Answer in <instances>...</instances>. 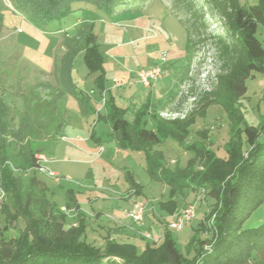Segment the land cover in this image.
I'll list each match as a JSON object with an SVG mask.
<instances>
[{
    "label": "rangeland",
    "instance_id": "374dc122",
    "mask_svg": "<svg viewBox=\"0 0 264 264\" xmlns=\"http://www.w3.org/2000/svg\"><path fill=\"white\" fill-rule=\"evenodd\" d=\"M23 1L0 0V167L11 165L24 183L29 177L38 174L52 187L59 188L61 185L66 189L74 188L79 193L82 209L88 214V220L94 211L103 210L106 215L111 216V213H115L113 210L127 205L120 194L108 189L112 184H117L121 193L126 191L127 184L122 167H127L135 171L138 181L143 184V196L146 200L154 202L161 210L159 201L171 198V186L150 179L145 169V154L141 153L142 161L139 158L124 159L120 154L112 160L114 154L109 151L113 150L117 138L108 125L97 121L94 115H86L73 94L65 93L60 100V95L70 86L71 57L66 53L73 47V40L84 22H94L99 34L100 49L105 55L108 87L114 78L121 84L127 82L122 80L124 73H131L133 76L135 85L129 88L132 89L131 93L136 92L137 99H131V95L125 96L123 101L129 110L128 115H131L135 108L141 107L144 100H139L140 97L150 92L137 82V70L156 64H161L165 73L156 91L171 87L175 79L186 78L179 88L165 97L164 105L171 109L179 107L189 111L197 97L189 95L191 87L200 92V88H212L215 82V74L221 60L214 41L209 40L197 50H191L188 47L185 28V25H189L186 21L189 15L176 10L173 0H150L146 3L148 11L143 8L142 12L137 13L127 10L106 12L93 5L78 3V9L69 16L50 24H45L32 12L20 8ZM241 1L245 4L258 3V0ZM195 2L201 5L204 0ZM143 12L146 18L145 28L135 20L136 17H141ZM78 19L83 22L77 24ZM206 19L210 23L208 32L224 34L222 20L218 14L208 10ZM137 26H140L143 36H140ZM257 35L264 43V25L259 24ZM144 36L150 40L141 41ZM132 41L136 43L131 44ZM79 44L84 45L81 42ZM73 58L70 64L73 81L89 93L95 85L97 74L90 73L87 69L84 52L77 53ZM247 86L246 95L237 103L244 114L241 126L243 129L247 125L261 127L264 123V73L255 71L247 79ZM118 88V93L123 94L125 87ZM96 92L99 94V88ZM156 97L157 95L152 98L153 101H157ZM162 107L158 109L162 110ZM64 111L67 115L60 126ZM147 119V127L153 128L152 117L147 115ZM200 130H206L208 137L202 136ZM98 137L102 138L101 142L96 141ZM163 137L164 141L159 148L164 151L165 163L171 169L178 165L185 166L188 159L195 155L196 151L189 147L192 145H205L218 157L224 158L231 141L230 120L224 107L214 104L209 107L205 116L198 117L189 128L188 137L183 144L170 135L163 134ZM260 141H264L262 128ZM101 147L108 150V154L102 158L96 157ZM249 148L251 145L245 143L244 149ZM33 151L46 156V163L43 165L51 171H56L57 177L43 173L35 168L36 165L33 166ZM121 152L139 154L138 151L130 150ZM119 177L120 180L116 183ZM55 180L61 181V184L57 185ZM41 186L40 183L22 186V183L18 182L22 204L27 203L35 215L39 214L38 198H42L43 194ZM2 194L0 188V196ZM201 194L198 195L190 187H184L174 195V199L180 208L185 204V200L193 199L192 202H196L201 198ZM49 197L59 207L66 206L64 193H50ZM213 200L211 196H207V202L200 200L196 216L191 222L182 230L172 229L177 247L186 257H194L197 254V249L190 244L194 237H208V233L201 229V221L208 210L207 203ZM4 203L6 210L0 212V235L9 240L21 232L25 221L19 216L11 193L6 192ZM14 214L17 218L12 219ZM263 221L264 204L243 222L242 227H256ZM153 222L149 221L152 227L145 232L154 237L159 235V224ZM97 233V244L100 245L103 243L104 233ZM91 234L95 233L90 231L89 235ZM89 240L92 241L91 238ZM210 246L211 244H208L207 248ZM263 262L264 245L255 249L253 259H247L243 264Z\"/></svg>",
    "mask_w": 264,
    "mask_h": 264
},
{
    "label": "trees",
    "instance_id": "16d2710c",
    "mask_svg": "<svg viewBox=\"0 0 264 264\" xmlns=\"http://www.w3.org/2000/svg\"><path fill=\"white\" fill-rule=\"evenodd\" d=\"M148 1L24 0L20 8L32 12L45 24H50L69 16L78 9V3L115 12L123 8L143 7ZM173 5L176 10L189 15L186 20L189 25H185V28L191 50H197L209 40H213L217 46L221 64L212 88L197 92L195 87H191L189 95L197 97L185 117L163 118L159 111L154 112L151 105L146 103L137 109L130 120L127 118L128 109L117 105L114 98L109 97L105 103L106 113H99L97 121L103 120L110 124L121 148L145 154V169L152 181L171 186V198L159 201V207L164 212L174 214L177 211L178 202L174 195L184 187H190L198 195L204 193L205 201L207 196L213 197L214 200L207 203L208 210L201 221V229L208 233V237H194L190 242L197 249V254L186 257L179 250L172 229L168 227L169 221L162 225L161 242L156 243L144 237L147 242L143 249L134 242H120L110 235L99 245L89 240V224L80 209L78 191L68 188L65 192L66 206L75 207L78 211L77 225L67 226L68 214L49 197L50 193L54 194L51 186L38 174L29 177L24 183L13 167L7 164L0 167V188L3 192L0 196V212L6 210V192L11 193L25 226L9 240L0 235V264H243L247 259H253L255 249L264 245V221L256 227H242L243 222L264 204V141H260L264 123L261 127L247 125L243 129L241 123L244 114L237 105L246 95L247 79L257 70L264 73V43L257 35L259 24L264 25V0H258L255 4H245L241 0H204L201 5L195 0H173ZM208 10L220 16L224 34L208 32ZM94 26V22H90L80 28L79 34L83 38L75 39L73 47L66 53L71 57L70 86L60 95L61 100L65 93L73 94L86 115L92 114L94 106L89 94L73 81L70 64L73 57L83 50L86 67L90 73L97 74L95 85L99 93H103L107 86L105 55L100 49ZM214 104L222 105L230 120L231 141L227 156L218 157L211 148L202 144L192 145L189 147L196 151L195 155L188 159L185 166L178 165L171 169L165 163L164 151L159 148L164 141L163 134L183 144L189 128L198 117L205 116ZM167 106L164 105L162 110ZM66 115L64 111L60 126ZM147 115L153 119V128L147 127ZM199 133L208 137L206 130H200ZM245 143L250 144L251 148L244 149ZM37 151L32 152V163L36 169ZM126 178L130 191L142 193L144 186L136 181L132 172H127ZM18 182L22 186L28 183L42 185L38 215L28 208L27 203L22 204ZM214 213L216 217L210 223ZM15 218L17 215H12V219ZM208 244H211L210 248H207Z\"/></svg>",
    "mask_w": 264,
    "mask_h": 264
},
{
    "label": "crops",
    "instance_id": "0c3cea01",
    "mask_svg": "<svg viewBox=\"0 0 264 264\" xmlns=\"http://www.w3.org/2000/svg\"><path fill=\"white\" fill-rule=\"evenodd\" d=\"M146 5L143 6V7H140V8H135L134 7V8L118 9V10L115 11V13H117L119 11H125V10L131 11L133 13H137V12H140V11L142 12V9L143 8H144V11L145 10L148 11V9L146 8ZM138 17L135 18L136 23L138 25L143 26L145 28L144 21L146 20V18H144V12L142 13L141 17H139V18ZM80 22H83V21L79 20L77 22V24H80ZM90 22L91 21H88L87 20L84 23L86 24V23H90ZM85 24H83V26ZM137 27L139 29L140 36H143L144 33H143V31L140 30V26H137ZM79 30H80V28H79ZM94 30H95V33L97 35L98 42H99V34L96 31L95 26H94ZM82 38L83 37L80 36L79 31H78L77 36L75 37V39L79 40V39H82ZM74 40H73V42H74ZM144 40H150V39L149 38H146V36H144V37H142L141 41H144ZM135 43L136 42H133V41L131 42V44H135ZM188 47H189V44H188ZM134 49H136V48L134 47ZM79 52H84V51L81 50ZM104 65H105V63H104ZM141 68H143V67H141ZM105 71H106V66H105ZM132 77L133 76H131V73L130 74L129 73H124V78L122 80L123 81H127V82L123 83V85H122L123 88L125 87L123 89V91H124L123 94H119L118 93L119 92V91H117L119 89L118 87L117 88H113V83H111L109 85V87L107 85L106 86V89L103 90V93L101 92L102 94L101 93L97 94V92H96L97 91V86L96 85H93V87H92V89L90 90L89 93L86 92L87 94H89V96H90V98L92 100V104L94 106L93 107V112H92L91 115H94L95 118H96V120L98 119L99 113L100 114H105L106 113V106L104 107L105 109L103 110L102 109L103 106H102V102H101L104 94H105L106 100L109 97H113L114 100H115V102L117 103V105H119V106H121L123 108H127V106H125V103L123 101V100H125L124 98H125L126 95H131L132 96L131 99H137L136 92H132L131 93L132 89L129 88V87L135 85V83H133L134 81H133V78ZM185 79L186 78H183L182 80L175 79L173 81L171 87L165 88L164 91H162V89L161 90L159 89V90L156 91V87H159L160 82H157V83L153 84V86L150 87V88H146V87H144V86H142L140 84L147 91L150 90L149 93L144 94L143 97H140L139 100H144V101H142L141 106H143L146 103H149L151 105V110H153L154 112H158L160 110L158 108L159 107L161 108L164 105L165 101H166L165 97L168 96V95H170L172 93V91L176 90V88H179L181 86L182 82ZM127 84H128V86H127ZM128 93H130V94H128ZM156 95H157V97H156L157 101H153L152 98L155 97ZM163 96H164V98L162 99ZM137 109L138 108H135V110L131 113V115H128V113H127V118H129L130 120H132L134 118V116H135V113H136ZM101 121H103V120H101ZM103 122H105V121H103ZM105 123L112 130L110 124L108 122H105ZM96 141L97 142H101L102 141V138L101 137H98V139L96 138ZM125 150H129V149L121 148L119 146V144H118V140L116 139V143H115V145L113 147V150L111 149V151H109L110 154H114L112 160L116 159L119 154H120L121 157L123 156L124 159H135V158H139L140 161L143 160L142 159V154H141L142 152L138 151L139 154H133V152H130L128 154H125L124 152H121V151H125ZM130 151H132V150H130ZM105 154H108V150H106L104 148L103 153H101L99 155L96 154V157L97 156H101V158H102V157L105 156ZM101 158H98V159H101ZM46 159L42 161L43 164L46 163ZM122 170H123V173H124L123 177H124L125 182L127 184L126 191L121 193V191H119V189H117L118 188L117 187V184H112L108 189H109V191L111 190V192H117L118 194H120V197L127 202V205L124 206V207L121 206L119 210H113L115 213H111L110 214L111 216L106 215V213H104L103 210H100V211H97V212L94 211V213L90 214L91 215V219L89 218V220H88V214L85 213V215L87 217V222L89 224L88 233L90 234V231L95 233L94 235H92V234L91 235H88L89 238H91L93 242L97 243V241L99 240L98 237H97L98 236L97 235L98 234L97 232H99V233L100 232H103L104 233V235H103L104 236L103 241L105 240V238H106L107 235H110L111 238H113L115 240H118L120 242H134L139 247H141L140 249H143L144 246H145V245L143 246V244L147 242V239L144 238V236L142 235V233L145 232V231H148V229L152 227V225H150L149 221H152V222L154 221L153 223L159 224V226H158L159 227V229H158L159 235L158 236H154L153 237L154 238L153 241L156 242V243H160L161 240H162V238H161V232H160L161 229H162V225L164 223L168 222V221H172L175 218V215L178 212H180L189 202H192L193 199L185 200V204H183L180 208L178 207L177 211L174 214H168V213H166V212H164L162 210H159L158 206H156L154 204V202L147 201L146 200V198L143 196L144 189H143L142 193H140V194L134 192L135 190L130 191L131 188H130L128 179L126 178L127 172H132L133 173V176L136 179V181L139 182V183H141V182L138 181V179L136 177L135 171L130 170L127 167H122ZM54 172H56V171H54ZM119 180H120V177L117 179L116 183ZM44 181H46V180H44ZM46 183H47V181H46ZM55 183H57V185H58V184H61V181L55 180ZM59 186H60L59 188H56V187H52L51 186V189L54 191V193L57 192L59 194L60 193H64L65 194L66 188H63L61 185H59ZM72 189H74V188H72ZM78 194L79 193H77V200H78L80 209H81L82 212H85L82 209V203L80 201V198H79V195ZM117 199H119V198H117ZM65 200H66V197H65ZM138 200H141V201H144V202L147 203V213H146V216H145V223H144V225H139V224L135 223L132 219L125 217L124 216V212H123L125 209L130 208L132 206V203L133 202L138 201ZM64 208H65V210H64ZM62 210L64 212H68L67 213L68 214V222H67L66 225L67 226L77 225V223H78V211L76 210V208L75 207L68 208L67 206H64L63 205L62 206ZM113 216H115L116 218H112Z\"/></svg>",
    "mask_w": 264,
    "mask_h": 264
},
{
    "label": "built area",
    "instance_id": "2783aa9c",
    "mask_svg": "<svg viewBox=\"0 0 264 264\" xmlns=\"http://www.w3.org/2000/svg\"><path fill=\"white\" fill-rule=\"evenodd\" d=\"M164 76H165V73H164V70L161 64H156L150 67L140 68L139 70H137L136 75H135L137 82L146 88L152 87L153 84L162 80ZM112 83H113V88H117L123 85L116 78L113 79ZM210 89L211 88L209 87L200 88V92L203 90H210ZM101 102H102V106L104 107L106 103L105 94L103 95ZM187 112H188L187 109L173 110L171 108H166V109L160 110L159 114L163 118L174 119L177 117H185ZM103 151H104V147H101L99 150V154L103 153ZM36 158L38 161L37 169L39 171L43 173H47L48 175L52 177L58 176L56 172L49 170L47 167L43 165L42 161L46 159L43 153H38L36 155ZM203 194L204 193L201 194L202 195L201 198H198L196 202H191L187 204L180 212H178L175 215V218L172 221L168 222V227L174 230H182L186 226L187 223L191 222V220L196 216L199 201L200 200L204 201L205 195ZM146 213H147V203L144 201L138 200L132 203L131 208L126 209L124 211V216L132 219L135 223L139 225H144ZM215 217H216V214L214 213L211 216V219L209 222L212 223ZM142 235L149 240H154L153 236L148 232H143Z\"/></svg>",
    "mask_w": 264,
    "mask_h": 264
}]
</instances>
